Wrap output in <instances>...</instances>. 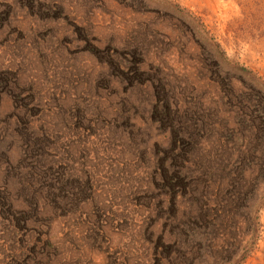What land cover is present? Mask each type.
Instances as JSON below:
<instances>
[{"label":"rangeland","instance_id":"obj_1","mask_svg":"<svg viewBox=\"0 0 264 264\" xmlns=\"http://www.w3.org/2000/svg\"><path fill=\"white\" fill-rule=\"evenodd\" d=\"M0 264H264V0H0Z\"/></svg>","mask_w":264,"mask_h":264},{"label":"trees","instance_id":"obj_2","mask_svg":"<svg viewBox=\"0 0 264 264\" xmlns=\"http://www.w3.org/2000/svg\"><path fill=\"white\" fill-rule=\"evenodd\" d=\"M177 140L179 141V144L180 143H183L184 145H191V143H192V140L191 139H188V138H183V139H179V138H177ZM179 144H178V149H179V151L178 152H174V151H172L171 153H170V155H164L163 156V160H164V163H163V166L165 167V168H169L170 166H171V164L175 167V168H179L180 166L178 165V163L180 162V161H178V160H183V159H185L184 157H183V155H184V152L180 149V148H182V147H180L179 146ZM159 178L160 177H158V180H159ZM154 180H156V179H154Z\"/></svg>","mask_w":264,"mask_h":264}]
</instances>
